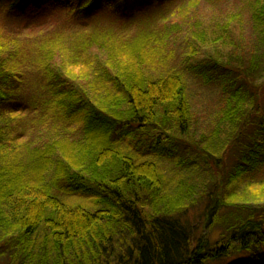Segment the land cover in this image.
Segmentation results:
<instances>
[{"label": "trees", "instance_id": "obj_1", "mask_svg": "<svg viewBox=\"0 0 264 264\" xmlns=\"http://www.w3.org/2000/svg\"><path fill=\"white\" fill-rule=\"evenodd\" d=\"M54 2L0 0L10 20L28 16L26 30H41L60 14L84 28L36 35L25 50L0 36V99L15 106L0 118V264L264 259H237L264 241V179H258L264 167V4L254 5L256 44L248 61L236 51L226 61L209 56L203 63V78L220 88L221 120L230 126L224 156L185 137L191 113L182 75L164 71V43L146 30L148 23L126 35L132 16L152 7L151 0H128L111 20L123 27L117 32L97 22L87 26L96 16L77 23L75 12L61 6L64 0ZM92 47L106 55L99 71L88 54ZM57 54L65 73L52 64ZM20 63L39 75V93L25 92ZM73 131L78 134H67ZM58 132L66 137L39 143ZM165 163L202 166L206 180L200 188L187 180L171 187ZM195 210L199 226L190 223Z\"/></svg>", "mask_w": 264, "mask_h": 264}, {"label": "rangeland", "instance_id": "obj_2", "mask_svg": "<svg viewBox=\"0 0 264 264\" xmlns=\"http://www.w3.org/2000/svg\"><path fill=\"white\" fill-rule=\"evenodd\" d=\"M256 2L260 5L264 4V0H173L161 12H153L150 7L136 13L135 16H132L131 29L126 33L130 37L138 27L148 23L145 26L146 30L150 29L154 37L159 38L164 43L162 57L164 71L173 70L177 71L178 74L181 73L190 105V130L189 135L185 137L199 141L203 146H211L218 154L224 156L229 154L227 152L230 142L228 136L230 126L221 120L223 105L220 102V88L214 82L205 81L202 67L206 65L203 63L210 58L209 56L223 62L228 59V56L233 57L232 53L236 51H241L245 60L249 59L256 44V33L252 30V15ZM65 17L60 14L57 17L48 18L45 25L39 27L42 31L30 30V25L29 29L26 30L24 25L28 21V16L20 22L10 20L11 18L7 15L5 8L0 6V36L9 42H17L20 48L25 50L30 48L32 37H36V35L44 36L53 33L56 29L64 30L65 33L74 32L75 34L84 31V28L80 29L79 25L69 24ZM96 22L99 26L115 32L123 28L111 20L97 17L93 19V22L88 21L86 25L93 27ZM12 51L13 45L8 48V51L2 52V58H9V53ZM28 54H26L27 60H29ZM88 54L98 71L100 67L104 68L105 53L92 47L88 50ZM19 60H17L18 63ZM61 60H63L62 56L57 54L52 64L58 66L65 73L68 67ZM156 67L160 69L157 64ZM262 68L264 69V64ZM19 70L25 79L23 86L25 92L32 94V92L37 91L39 93L43 83L33 68L23 66V63H20ZM74 70L76 73L78 68ZM261 73L264 74V70ZM109 75L113 77V73L110 71ZM68 83L76 88L85 87L86 89L90 87L88 81H69ZM58 133L61 134L43 136L39 143H48L54 137L62 139V136L66 135V133L65 135L62 132ZM67 134L72 136V134L77 135L78 133L73 131ZM260 143L262 142L260 141ZM224 158L227 159V157ZM161 167L169 184L172 185L171 187H176L177 182L187 180L196 188H200L201 183L206 180V176L199 172L202 166L199 167L197 164L178 166L177 169H174L165 163ZM263 168L258 179H264ZM241 187L243 186H239L238 189ZM256 190L252 189V192ZM260 203L264 204V201H260ZM190 214L194 215V220L192 222L190 220V223L199 226L198 210L192 211ZM199 229L201 230V226ZM230 261L227 260V263ZM253 264H264V259Z\"/></svg>", "mask_w": 264, "mask_h": 264}, {"label": "snow or ice", "instance_id": "obj_3", "mask_svg": "<svg viewBox=\"0 0 264 264\" xmlns=\"http://www.w3.org/2000/svg\"><path fill=\"white\" fill-rule=\"evenodd\" d=\"M53 7L55 6L54 0H50ZM128 0H64L61 5L67 7L75 12L71 19L77 23H84L90 16L97 18L114 20L121 16V11ZM173 0H151V11L161 12L166 5H169ZM14 105L7 103L4 99H0V118L14 109ZM86 109V105H81ZM264 241L257 240L248 248L249 255L247 257H237V259H255L257 255H264ZM259 249V253L257 252Z\"/></svg>", "mask_w": 264, "mask_h": 264}]
</instances>
